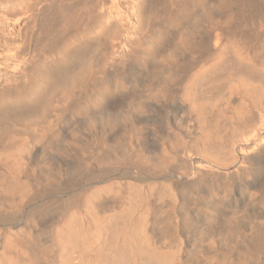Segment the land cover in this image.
<instances>
[{"label":"bare ground","instance_id":"obj_1","mask_svg":"<svg viewBox=\"0 0 264 264\" xmlns=\"http://www.w3.org/2000/svg\"><path fill=\"white\" fill-rule=\"evenodd\" d=\"M92 1L99 7V22L88 30L91 38H99L108 27L128 25V12H122V20L109 11L120 1ZM4 2L0 0V15L18 20L25 2ZM63 2L40 6L42 26L48 28L41 26L45 43L60 52L51 68L47 64L43 78L21 84L20 64L10 75L0 74V264H264V220L252 221L262 214L244 212L247 206L263 209L264 198L257 200L250 186L241 183L252 169L243 164L256 155L238 157L230 145L231 139L251 130V108L264 107V32L251 46L234 36L229 42L227 34L214 48L210 43L217 19L223 18L220 6L231 14L228 17L235 16L233 6L240 0H233V6L231 0H169L160 12L147 0V6L145 0H126L145 32L127 42L132 48L122 52V60L111 68L104 61L96 69L90 58L84 59L88 55L79 58L88 36L82 35L86 27L77 23L84 14L89 18L90 1L79 10L68 9L70 15ZM244 2L242 7L250 5ZM56 19L82 33L58 45L62 29L48 27ZM199 41L206 54L187 72L181 88L193 124H180V130L177 125L165 138L158 135L164 140L150 153L148 135L129 125V116L124 117L126 127L116 125L108 110L118 104V94L127 91L125 98L135 113L146 108L142 98L166 97L168 82L176 80V73L181 76L185 51ZM195 52L192 63L200 57ZM12 54L18 61L17 48ZM128 60L144 70L145 94L127 87L133 83L130 64L124 67ZM133 90L140 93L137 101L130 95ZM188 151L199 157L196 171L189 175L190 167L186 171L181 165V171L176 167L169 173L172 161L191 165L194 155ZM256 151L264 152V146ZM47 194L48 200L36 204Z\"/></svg>","mask_w":264,"mask_h":264},{"label":"rangeland","instance_id":"obj_2","mask_svg":"<svg viewBox=\"0 0 264 264\" xmlns=\"http://www.w3.org/2000/svg\"><path fill=\"white\" fill-rule=\"evenodd\" d=\"M5 4H19L21 2H25V10L23 12V14L21 13L17 18H19L18 20L16 21H10V18H7L3 15H0V41H1V44L4 46L0 49V74L1 76L4 75V77H6L7 75H10L13 71V68L17 65L21 66L22 67V79H21V84H24V83H28L30 80L32 81H38L40 80L41 78H43L44 75H42L43 73L46 72V70L49 69V66L51 68V65H52V61L55 60L59 55H60V52L59 50H56L54 49L53 47H50L47 43H45V40H44V36H43V30H42V25H46L45 22L43 21V19L41 18V12H42V9L44 7H46L45 4H48L50 5L51 3V0H4ZM8 1V2H7ZM12 1V2H11ZM47 1V2H46ZM52 1H56V0H52ZM61 1V0H60ZM63 1V0H62ZM85 1L86 0H64V7H65V10L68 12V9H70L69 11L73 12L75 9L76 10H79L80 8H82L85 4ZM89 4H87V8H89L88 10V15H89V18H87V14H84L85 16L82 15L81 19L79 18L78 20V25L77 27H81V26H85L86 28V32L85 31H82L83 33L85 34H82V35H86V39L84 40V43L82 45L83 46V49L82 51L84 50V52H81L82 54L79 55V58H84V56H86L84 59H86L87 57V60L90 61L91 64H93V66L96 64L95 66V69L96 67L98 66L97 64H101V63H105V66L106 67H109L111 68L112 65L114 64V62H116L117 60H122V52H128L129 50H131V45L130 43L128 44L127 42H129L131 39L133 38H138V37H142V35L144 34L145 30L144 29H140V27L137 26V18L135 17V15L131 14L132 13V10L130 9V7H126L128 6L125 2L126 0H118L120 2H118L115 6V8L113 7L110 11L111 15H114V16H117L118 19L119 17L123 18L122 16L124 15V13H122L123 11H126L128 12V15L126 16V21L129 20L128 25H126L124 27V25H121L120 26H117L115 28L113 27H108L106 28V30H104V34L102 33V35H100V37L98 38H91V33H89V31L97 26V22H99V19H97V14L98 13H95V12H99L97 10V8L99 9L98 6H95L94 4L91 3L92 0H89ZM169 1V0H147V2H151L150 5L154 6L153 8L155 9V11H158L160 12V10L162 11V8L165 7V4H167L166 2ZM234 1H237V0H234ZM239 1V0H238ZM245 1V2H244ZM240 0V3L244 2L245 5H247V3L250 2V5L246 6V7H242V5L238 2H235V5H234V2L233 0H231V4L229 5H234L233 6V10L232 9V6H229L228 9H232V12L233 14L236 16H229L228 15H231L227 12V9H223L222 6H220V10L222 11L223 13V18L221 17L218 18L217 20L219 21H216V23L218 22L217 25H219V27L216 28L217 29H214L212 32H211V40H210V43L212 45V47L214 48L215 45H214V42L217 41H221L224 37V35L226 36L224 37L226 40H228L229 42L231 41L232 37H233V40H237L239 39L241 42L242 40L245 39V41L243 43H245L244 45H250L251 44H255V42L259 41L261 38H262V33L264 32V0ZM28 2V3H27ZM33 4H32V3ZM69 2V3H67ZM80 2V3H79ZM93 2V1H92ZM107 2V0L105 1ZM109 2V1H108ZM146 2V0H145ZM146 2V6L149 4H147ZM31 3V4H30ZM36 3V4H35ZM79 3V4H78ZM133 3H135L133 1ZM133 3H132V6H133ZM153 3V4H152ZM233 3V4H232ZM251 3L252 5L254 6H251ZM66 4V5H65ZM78 4V5H77ZM178 4V2L176 3ZM241 5V7L237 8L238 5ZM69 5V6H68ZM81 5V6H80ZM105 5H109V3H106ZM126 5V6H125ZM150 5L148 7H150ZM157 5V6H156ZM159 5V6H158ZM35 6V7H34ZM43 7L41 9V7ZM74 6V7H73ZM93 6V7H91ZM151 6V7H152ZM177 6V5H176ZM253 9H249L251 7ZM33 9H32V8ZM71 7V8H70ZM73 7V9H72ZM118 7V8H117ZM150 7V8H151ZM160 8V9H157V8ZM248 7V11L245 10L243 12H241L242 10L246 9ZM38 10H37V9ZM244 8V9H242ZM94 9V10H93ZM115 9V10H114ZM131 12H130V10ZM149 9V8H148ZM157 9V10H156ZM35 10V11H34ZM96 10V11H95ZM121 10V12H120ZM129 10V11H128ZM238 10V11H236ZM253 10V11H252ZM37 11V12H36ZM40 11V13H39ZM226 11V12H225ZM248 12V13H247ZM122 13V14H120ZM226 13V14H225ZM228 13V14H227ZM238 13V14H237ZM252 13V14H251ZM38 14V15H37ZM132 16H130V15ZM66 15H70V13L68 12V14ZM120 15V16H119ZM122 15V16H121ZM246 15V16H245ZM87 16V17H86ZM227 16V17H226ZM37 17V18H36ZM85 17V18H84ZM231 17V18H230ZM96 18V19H95ZM134 18V19H133ZM241 18V19H240ZM86 20V21H85ZM97 20V21H96ZM103 20V19H102ZM124 20V18L122 19ZM215 20V19H214ZM232 20V21H231ZM238 20V21H237ZM241 20V21H240ZM88 21V22H87ZM224 21V22H223ZM226 21V23H225ZM243 21V22H242ZM61 22V23H60ZM64 21L62 19H56V21H54L51 26H48V27H51L52 29L58 31L59 29H62V30H59L60 32V35L62 34V36L58 35V45H61L63 43H66L68 41H72L75 37V36H80V34L82 32H80L81 30H76L75 31V26H71V24H69L68 28L65 27V24L63 23ZM80 22V24H79ZM90 22V23H89ZM136 22V23H135ZM214 22V21H213ZM219 22H221V24H219ZM228 22V24H227ZM242 22V23H241ZM58 23V24H57ZM82 23V24H81ZM85 25H84V24ZM215 23V24H216ZM63 24V25H62ZM132 24H135V26H132ZM226 24V25H224ZM30 25V26H29ZM55 25L57 26V28H55ZM81 25V26H80ZM224 25V26H223ZM234 25V26H233ZM42 26V27H41ZM123 26V27H122ZM137 26V27H136ZM211 26V25H210ZM213 26V25H212ZM242 26V28H240ZM45 27V28H44ZM43 28L46 30V26H44ZM93 27V28H92ZM119 27V28H118ZM223 30H222V28ZM39 28V30H38ZM41 28V29H40ZM59 28V29H58ZM92 28V29H91ZM96 28V27H95ZM113 28V29H112ZM208 27H206L207 29ZM225 28V29H224ZM226 28L228 31H226ZM48 29V28H47ZM58 29V30H57ZM80 29V28H78ZM109 29V30H108ZM111 29V30H110ZM118 29V31H117ZM140 29V30H139ZM148 29V28H147ZM244 29V30H243ZM42 30V31H41ZM67 34H66V32ZM89 30V31H88ZM108 30V31H107ZM261 30V31H260ZM38 31V32H37ZM40 31L42 32L40 34ZM138 31V32H137ZM142 31L143 34L141 33ZM239 33V34H236V32ZM226 32V33H225ZM231 32V33H230ZM235 32V33H234ZM255 32V33H254ZM74 33V34H73ZM89 35H87V34ZM141 35H140V34ZM222 33V34H221ZM230 33V34H229ZM253 33V34H252ZM257 33V35H256ZM66 34V35H64ZM116 34V35H115ZM235 34V35H234ZM260 34V35H259ZM116 37H115V36ZM256 35V36H255ZM259 35V36H258ZM73 36V37H72ZM90 36V37H89ZM231 36V37H230ZM256 37V38H253V37ZM106 37V38H105ZM239 37V38H238ZM241 37V38H240ZM244 37V38H242ZM61 38V39H59ZM89 38V39H88ZM104 38V39H102ZM109 38V39H108ZM112 38V39H111ZM116 38V39H115ZM251 38L254 39V42H253V39L251 40ZM258 38V40H256ZM202 38L200 37L199 40H201ZM221 39V40H220ZM44 40V41H43ZM63 40V41H62ZM100 40V41H99ZM103 40V42L101 41ZM110 40V41H109ZM87 41V43H86ZM118 42V43H115V42ZM249 41V43H248ZM252 41V42H251ZM40 42V43H39ZM63 42V43H62ZM83 41H81L82 43ZM94 42V43H93ZM122 43V44H121ZM200 43V44H198ZM41 44V45H40ZM87 44L89 46H87ZM98 44V45H97ZM110 44H111V48H110ZM118 44V45H117ZM121 44V45H120ZM46 45V46H45ZM100 45V47H99ZM130 45V46H129ZM201 47H200V46ZM17 46V47H16ZM45 46V47H44ZM49 47V48H47ZM86 47V49H85ZM106 47V48H104ZM169 46H167L166 48H168ZM193 47L195 48H191V50H186L185 52L187 54H185L183 56V58L186 60L188 58V61H185L184 59H182V62L184 63H181L182 64V67H181V76L179 77V75H177L176 73V76L177 78H175L176 80L173 81V83L171 82V79H170V82H168V88H169V94H171V96L168 94L166 97H148V98H142L146 104V108L145 110H143L142 112L141 111H137L136 113L133 111V108L130 107L128 105V99H126V93L128 94V91L125 92V94H118L117 98L114 100L115 103H118V104H113V107L110 106V108L112 109H109V113H113L112 116L115 117L117 119V123L116 125H120L121 124V127H126L127 124L129 125H133L134 127H136L137 129H142V131L140 130V132L142 134H146L148 135L147 137V141L146 143L148 144V146L146 145V147L149 149V152L152 150V152L150 153H154L155 150H153V147L155 149H159L160 145L162 143V141L164 140L163 138H161L160 136H166V134H171V130H176L175 127H177V125L179 126V130H180V124L182 126V124H184V127L185 126H189L191 127L190 124H193V121H192V117H191V114L188 112V110L186 109V106H185V102L183 101L182 97H181V88L184 87L183 83H185V76H187V72L189 70H191L193 67H196L198 65V63L201 62V60L204 58V55L206 54V48L205 47H202V42L199 41V42H196L194 43ZM199 49H198V48ZM18 49V53H19V59L18 61L16 60H13V50L14 49ZM44 48V49H43ZM92 48V50H91ZM197 48V49H196ZM47 49V50H46ZM106 49V50H105ZM165 49V48H164ZM45 50V51H44ZM53 50V51H52ZM87 50V51H86ZM89 50V51H88ZM115 50V51H114ZM196 50V52H195ZM200 50V51H199ZM92 51V52H90ZM101 51V52H100ZM106 51V52H105ZM188 51V52H187ZM192 51V52H190ZM100 52V54H99ZM165 52V51H164ZM190 52V53H189ZM194 52L196 53V57L197 56H200V57H197L195 58L194 60H197V61H193L190 62V57L192 56L191 54ZM89 53V54H88ZM105 53V54H104ZM84 54V55H83ZM165 53H163L162 55H164ZM54 55V56H53ZM90 55V56H89ZM104 57H103V56ZM122 55V56H121ZM190 55V56H189ZM194 55V56H195ZM97 56V58H96ZM99 56V57H98ZM189 56V57H188ZM161 58V57H159ZM193 58V56L191 57ZM102 60V61H101ZM193 60V59H192ZM105 61V62H104ZM18 62V63H16ZM113 62V63H112ZM125 62V61H124ZM123 62V63H124ZM128 62V63H127ZM125 65L124 63V67L127 68V65H128V71L130 70L129 73L132 74V80H133V83L127 85V87L129 88H133L135 87V90L137 88V90H139L140 88V93L142 94H145L146 91L143 93L142 90L144 88H142V84L144 83V81L146 80V74L144 72L143 69H140L138 67H136L137 65L135 64L136 62H133L130 60H128ZM186 62V63H185ZM187 62L189 64H187ZM196 62V63H195ZM95 63V64H94ZM122 63V64H123ZM49 66H48V65ZM99 64V65H100ZM111 64V66H110ZM131 64H134V65H131ZM184 64H186V66H190L191 67H185L183 66ZM195 64H197L195 66ZM24 66V67H23ZM48 66V68H46ZM73 66H75V62L73 64ZM71 66V67H73ZM130 66V67H129ZM34 67V68H33ZM38 69H37V68ZM45 67V68H44ZM131 67L133 69H131ZM187 68V70L184 69ZM26 68V69H24ZM44 68V69H43ZM99 68V66H98ZM97 68V69H98ZM137 68V69H135ZM190 68V69H188ZM24 69V70H23ZM40 69V70H39ZM73 69V68H72ZM34 70V71H33ZM43 70V71H42ZM133 70V72H131ZM143 70V71H142ZM9 71H10V74H9ZM38 71H40L39 74ZM42 71V72H41ZM45 71V72H44ZM184 71V72H183ZM186 72V73H185ZM34 73V74H33ZM184 73V75H183ZM7 74V75H6ZM39 74V75H38ZM143 74V75H142ZM164 74V73H163ZM162 76H166V74H164ZM186 74V75H185ZM145 76V77H144ZM174 76V77H176ZM39 78V79H38ZM181 78V79H180ZM38 79V80H37ZM174 79V78H172ZM183 80L180 81L178 80ZM144 80V81H143ZM24 83H23V82ZM156 82V81H155ZM154 82V85L152 86V88L154 87V89L156 88L157 90V87H156V83ZM176 82V83H175ZM178 82V83H177ZM136 83V84H135ZM174 84V85H173ZM140 86V87H139ZM171 88H170V87ZM180 87V88H179ZM139 88V89H138ZM179 88V89H178ZM152 89V90H154ZM171 89V90H170ZM175 89L178 91H175ZM130 90V89H128ZM135 90L132 91V94H130L132 96V99L135 100L137 97L138 94H140L139 92H136ZM155 90V91H156ZM173 90V91H172ZM154 91V92H155ZM130 92V91H129ZM171 92V93H170ZM134 94V96H133ZM136 94V95H135ZM129 95V96H130ZM124 96V97H123ZM128 96V95H127ZM169 96V97H168ZM178 96V97H177ZM120 97V98H119ZM136 97V98H135ZM126 100H125V99ZM154 98V99H153ZM138 99V98H137ZM137 99L135 101H137ZM148 99V100H147ZM169 99V100H168ZM120 100V101H119ZM150 100V101H149ZM127 101V102H125ZM147 101V102H146ZM149 101V102H148ZM121 104V105H120ZM150 104V105H149ZM120 105V106H118ZM258 105V104H257ZM257 105L255 106V104H253L254 107H257ZM115 106V108H114ZM119 108H118V107ZM259 107H262L261 105H258L257 108H251V113H253L254 111V114H251L253 116V121H252V124H251V130L250 131H247L239 136H237L236 138L234 137L233 139H231L230 141V145L232 147V149H236L237 152L236 154H238V157H241V155H246V156H252V154H255L256 155V160L254 161H250V163L248 162H245V167H252V169H250L249 173H248V176H246L242 181L241 183L245 184V185H248L250 186V192L253 191V193H255L254 195L257 197H255L257 200L261 199L262 197L264 198V152H260L258 153L256 151L257 148L261 147V146H264V107L260 108ZM118 108V109H117ZM117 109V110H116ZM254 109V110H253ZM111 110V111H110ZM113 110V111H112ZM131 110V111H130ZM130 113L131 115H133V117L128 114L126 115V113ZM115 113V114H114ZM133 113V114H132ZM145 113V114H144ZM124 114V116H123ZM116 115V116H115ZM120 115V116H119ZM190 115V116H189ZM125 116H129V118H131L132 122H130V120L128 121L129 123H127L126 119H124ZM131 116V117H130ZM137 116V117H135ZM138 116H141V117H138ZM144 116V117H143ZM251 116V117H252ZM120 117L123 119H120ZM134 118V119H133ZM143 118V119H142ZM179 119V120H178ZM120 120V121H119ZM122 120V121H121ZM180 121V122H179ZM185 123H184V122ZM182 122V123H181ZM178 123V124H177ZM187 123H190L187 125ZM140 124V125H139ZM118 125V126H119ZM126 125V126H125ZM138 127H137V126ZM145 127V128H144ZM175 128V129H174ZM183 128V126H182ZM146 129V130H145ZM164 131V132H163ZM150 134V135H149ZM161 134V135H160ZM165 134V135H164ZM158 135H160L158 137ZM168 136V135H167ZM153 137V138H151ZM155 138V139H154ZM159 141H158V140ZM166 140V139H165ZM152 142V143H150ZM155 144V145H154ZM152 146V147H151ZM234 146V148H233ZM241 148V149H240ZM147 149V151H148ZM187 149L189 150V148L187 147ZM239 150V151H238ZM235 151V150H234ZM241 151V152H240ZM157 152V151H156ZM183 152L186 153V150L183 149ZM189 153V154H188ZM193 154L192 152H187L188 155ZM184 154V153H183ZM181 155V154H180ZM185 155V154H184ZM194 155V154H193ZM195 158V159H194ZM199 157L197 155H194V156H191V158L189 159L188 163L191 165H187V164H183V162H181L180 164V161L179 160H175L174 163L173 161L171 162L172 166L170 168H172V170L169 168L168 172L171 174L174 172H176L178 170V168L183 165V169L186 167V171H188L189 167H190V171H188L191 175V172L193 173V171L196 169L197 167V161L199 160L198 159ZM193 159V160H192ZM198 159V160H197ZM197 160V161H195ZM191 161V162H190ZM180 164V165H179ZM199 164V163H198ZM241 164V163H239ZM251 164V165H250ZM254 164V165H253ZM186 165V166H185ZM185 166V167H184ZM188 166V168H187ZM178 167V168H176ZM182 167V166H181ZM179 168V171H181L182 168ZM249 167V168H250ZM175 168V169H173ZM233 167H230V169H228L229 171L232 170ZM185 170V169H184ZM215 171H218V172H223L222 170H217V169H214ZM196 171V170H195ZM234 189V188H233ZM232 189V190H233ZM256 189V190H255ZM258 189V190H257ZM262 190V191H261ZM257 192V193H256ZM259 195V196H258ZM50 196L49 194H47L46 196H43L42 198H39L37 201H36V204H39V203H42L44 202L45 200H48L49 198L48 197ZM48 198V199H47ZM262 198V199H263ZM43 200V201H42ZM264 200V199H263ZM263 206V205H262ZM262 206L260 205H256V206H247L248 210L246 209V211H244L246 214H250V213H254L257 215L262 214L261 216L259 215V217H257L256 219H252V221L254 222H263L264 220V215H263V211H264V207L262 209ZM255 208V209H254ZM261 210H259V209ZM250 211V212H249ZM256 211V212H255ZM50 212V211H49ZM25 213V212H24ZM48 214V213H46ZM25 215L21 216V218H23ZM162 216V214H158V217ZM259 218V219H258ZM263 220H262V219ZM258 219V220H257ZM45 225V223H44Z\"/></svg>","mask_w":264,"mask_h":264}]
</instances>
